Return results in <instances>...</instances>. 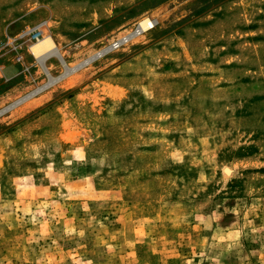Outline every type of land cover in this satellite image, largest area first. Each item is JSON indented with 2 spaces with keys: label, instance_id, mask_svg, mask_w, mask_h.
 <instances>
[{
  "label": "rangeland",
  "instance_id": "rangeland-1",
  "mask_svg": "<svg viewBox=\"0 0 264 264\" xmlns=\"http://www.w3.org/2000/svg\"><path fill=\"white\" fill-rule=\"evenodd\" d=\"M0 264H264V0H0Z\"/></svg>",
  "mask_w": 264,
  "mask_h": 264
},
{
  "label": "bare ground",
  "instance_id": "bare-ground-1",
  "mask_svg": "<svg viewBox=\"0 0 264 264\" xmlns=\"http://www.w3.org/2000/svg\"><path fill=\"white\" fill-rule=\"evenodd\" d=\"M139 27H137L136 32L142 31L149 26H151V22L148 19H143L139 22ZM42 24L38 25L41 26ZM26 34V33H25ZM30 53L36 58L40 66L43 68L45 74L47 76H51L49 72L44 68L45 61L48 57L54 56L61 61L63 68L67 71L68 66L62 61V57L55 45L54 40L51 35H45L42 39H38L37 42L33 43L30 46ZM51 77H49L50 79ZM52 82V81H51ZM50 82V83H51ZM55 82V81H53Z\"/></svg>",
  "mask_w": 264,
  "mask_h": 264
},
{
  "label": "built area",
  "instance_id": "built-area-1",
  "mask_svg": "<svg viewBox=\"0 0 264 264\" xmlns=\"http://www.w3.org/2000/svg\"><path fill=\"white\" fill-rule=\"evenodd\" d=\"M26 33V34H25ZM43 34L42 26L24 31L23 36H28L31 40L37 41Z\"/></svg>",
  "mask_w": 264,
  "mask_h": 264
}]
</instances>
